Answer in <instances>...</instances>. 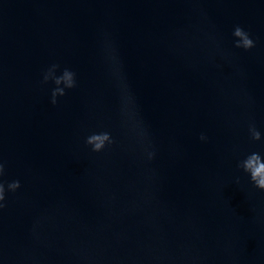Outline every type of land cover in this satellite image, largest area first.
Listing matches in <instances>:
<instances>
[{
    "label": "water",
    "instance_id": "95a60500",
    "mask_svg": "<svg viewBox=\"0 0 264 264\" xmlns=\"http://www.w3.org/2000/svg\"><path fill=\"white\" fill-rule=\"evenodd\" d=\"M52 64L77 83L56 105ZM252 152L264 0H0V264H264Z\"/></svg>",
    "mask_w": 264,
    "mask_h": 264
},
{
    "label": "clouds",
    "instance_id": "9594fccd",
    "mask_svg": "<svg viewBox=\"0 0 264 264\" xmlns=\"http://www.w3.org/2000/svg\"><path fill=\"white\" fill-rule=\"evenodd\" d=\"M233 36L236 38L234 41L235 48H242L248 51L255 47V41L251 38L250 33L245 31L241 26L234 27ZM110 55V50H109ZM60 68L59 64H52L43 74L42 83H48L52 81L55 87L51 91V103L56 105L58 103V97L66 95V90L73 89L77 86L76 74L68 68H64L62 74L57 76L56 72ZM125 110L128 103L127 98L124 100ZM250 139L252 141H261V133L256 128L254 123H250L248 127ZM201 141H206L207 137L203 134L199 137ZM114 143V140L110 132L102 131L99 133H92L86 140V146H90L92 152H102L106 146H110ZM154 153L148 152V158L152 159ZM237 168L242 169L244 173L250 176V181L256 189L264 191V156L259 152H252L248 154L243 160L239 161ZM5 171V165L0 161V178L3 177ZM239 183V178H237ZM21 187L19 180H14L7 183V191L16 192ZM6 188L5 183L0 179V210L6 207L4 203L6 200Z\"/></svg>",
    "mask_w": 264,
    "mask_h": 264
}]
</instances>
